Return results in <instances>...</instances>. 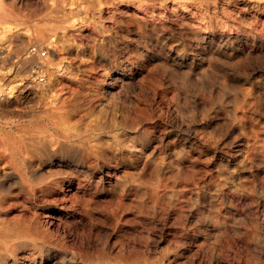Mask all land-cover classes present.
Returning <instances> with one entry per match:
<instances>
[{
    "label": "rangeland",
    "instance_id": "rangeland-1",
    "mask_svg": "<svg viewBox=\"0 0 264 264\" xmlns=\"http://www.w3.org/2000/svg\"><path fill=\"white\" fill-rule=\"evenodd\" d=\"M71 2L90 33L58 42L65 59L49 106L0 107V172L9 174L0 182V260L264 264V0H137L150 25L117 31L106 22L102 36L97 12ZM57 4L0 0V44L12 52L8 34L23 31L56 42L43 19ZM9 146L15 155L3 152ZM20 161L27 182L15 172ZM69 175L83 184H52Z\"/></svg>",
    "mask_w": 264,
    "mask_h": 264
},
{
    "label": "bare ground",
    "instance_id": "bare-ground-1",
    "mask_svg": "<svg viewBox=\"0 0 264 264\" xmlns=\"http://www.w3.org/2000/svg\"><path fill=\"white\" fill-rule=\"evenodd\" d=\"M21 1V0H20ZM24 1V0H23ZM137 0H85L89 7L93 9V11L97 12V17L92 19L94 23L95 31L99 34V36L104 35L107 31L106 22L112 25L111 29L120 30L122 25L125 24H138L143 21L146 24H149L147 16H141L142 13L146 9H143V5L136 2ZM31 2V1H30ZM67 0H58V4L56 7L50 9L47 14L44 16V21L53 25V30L55 31V35L57 37V41L54 43H50L48 37L45 36L42 32L35 29L34 36L30 35V32H17L8 34V39L15 43V47L12 52H8L6 49L8 47H3L0 44V107L6 110L9 109H24L28 112H37L47 106H49L48 98L49 93L51 92V88L54 83L58 81V76L56 75L57 70L60 66H62L65 57L63 56L62 49L58 46V42H62L65 40L68 35L72 36L74 39H84L89 35V31H87L88 27L86 24L79 22H75L76 19L73 18L77 15L84 13L83 10H78L77 12H73L66 8ZM36 3V1H35ZM74 3L71 2V4ZM76 4V3H74ZM154 4V3H153ZM24 5V4H23ZM30 5V4H29ZM157 6V4H155ZM154 5V6H155ZM178 5V4H177ZM76 6V5H75ZM148 6V5H147ZM161 6V5H160ZM159 6V7H160ZM173 6V5H172ZM182 6V4H181ZM77 7V6H76ZM145 7V6H144ZM175 7V6H174ZM169 8V6H168ZM171 8V7H170ZM177 8V7H176ZM11 9V8H10ZM158 9V8H157ZM161 9V8H160ZM163 9H165L163 7ZM175 9V8H173ZM162 10V9H161ZM182 10V9H181ZM14 12V11H13ZM17 12V11H16ZM154 12V11H153ZM159 12V11H158ZM157 12V14H159ZM163 12H165L163 10ZM173 13V11L171 10ZM151 13V11H150ZM149 13V14H150ZM169 13V12H168ZM175 13V12H174ZM183 13V12H182ZM153 14V13H151ZM162 14V13H161ZM166 14V12H165ZM181 14V13H180ZM188 14V13H187ZM75 15V16H74ZM175 15V14H174ZM185 15V14H184ZM193 15V14H192ZM155 16V15H154ZM157 16V15H156ZM166 16V15H165ZM182 16V15H181ZM191 16V15H190ZM6 15L4 13H0V19H4ZM158 17V16H157ZM160 17V16H159ZM171 17V16H168ZM176 17V16H175ZM185 17V16H184ZM183 17V18H184ZM80 18V17H79ZM87 18V17H86ZM151 19V18H150ZM159 19V18H158ZM164 19V18H163ZM180 19H182L180 17ZM191 19V18H190ZM157 20V19H156ZM154 20V21H156ZM187 20V19H186ZM189 21V19H188ZM192 21V20H191ZM15 22V21H14ZM179 22V21H178ZM160 26H162V22H160ZM174 23V22H173ZM199 23V22H198ZM196 24V23H195ZM194 25V23H193ZM194 25V26H198ZM155 26V25H154ZM157 26V25H156ZM92 27V26H91ZM110 27V26H108ZM172 27V26H171ZM120 28V29H119ZM239 28V27H238ZM237 28V29H238ZM49 29V28H48ZM253 29V28H251ZM250 29V31H251ZM6 29L0 28V32H6ZM26 30V29H25ZM29 30V29H28ZM52 30V29H49ZM204 30V29H203ZM225 30V29H224ZM232 30V29H230ZM14 31V30H13ZM241 31V30H240ZM264 31V30H263ZM11 32V31H10ZM261 32V31H260ZM240 33V32H239ZM133 34V33H132ZM259 34V33H258ZM207 35V34H206ZM254 35V34H253ZM53 36V35H52ZM3 37V36H2ZM52 38V37H51ZM232 38V37H231ZM170 40V39H169ZM81 42V41H80ZM168 42V41H167ZM12 43V42H11ZM121 44V43H120ZM201 44V43H200ZM199 44V45H200ZM14 46V45H13ZM203 46V45H202ZM210 50V49H208ZM89 51V50H88ZM71 52V51H70ZM73 53V52H72ZM201 53V52H200ZM172 54V53H171ZM246 55V54H245ZM67 56V55H66ZM75 56V54H74ZM68 57V56H67ZM79 57V56H78ZM71 58V57H70ZM81 58V57H79ZM221 58V57H220ZM76 60L72 65L75 67L77 71H79L82 67L78 64L79 59L74 58ZM198 60V59H197ZM185 61V60H184ZM209 62L212 63V59H209ZM217 63V62H216ZM141 64V63H140ZM209 64V63H208ZM112 67V66H111ZM237 67V65H236ZM55 68V69H54ZM133 68V67H132ZM62 70V69H61ZM102 77L109 76L110 71L106 68H103L101 71ZM134 72V71H133ZM113 74V73H112ZM117 74V73H116ZM98 75V74H97ZM114 75V74H113ZM177 75V74H176ZM140 76V75H139ZM116 77V76H115ZM92 79V78H91ZM111 80V79H110ZM186 80V79H184ZM107 81V80H106ZM8 82L12 84V87L6 89L3 87V83ZM112 82V81H111ZM133 84V82H131ZM58 86V85H57ZM187 87V86H186ZM58 89V88H57ZM54 90V89H53ZM58 91V90H57ZM56 91V92H57ZM65 91V90H64ZM106 92V91H105ZM87 93V92H86ZM110 93V92H109ZM260 93V92H259ZM53 94V93H52ZM51 94V95H52ZM58 94V92H57ZM56 94V95H57ZM85 94V93H84ZM261 94V93H260ZM259 94V95H260ZM89 95V94H88ZM108 95V94H107ZM262 95V94H261ZM57 97V96H56ZM262 98V97H260ZM51 100V99H50ZM105 101V100H104ZM260 103V102H259ZM20 109V110H21ZM83 110V109H82ZM84 111V110H83ZM226 113V112H224ZM25 116V115H24ZM60 116V115H59ZM126 116V115H125ZM59 118V117H58ZM24 121V120H23ZM45 121V120H44ZM160 121V120H159ZM225 121V119H224ZM7 122V121H6ZM25 122V121H24ZM161 122V121H160ZM151 123V122H150ZM152 124V123H151ZM210 125V124H208ZM26 126V125H25ZM71 126V125H70ZM69 126V127H70ZM175 126V125H174ZM205 126V125H204ZM8 127V126H7ZM203 127V126H202ZM194 131V130H193ZM91 133V132H90ZM109 133V132H108ZM114 133V132H113ZM96 134V133H95ZM133 134V133H132ZM90 135V134H89ZM181 135V133H180ZM179 135V136H180ZM185 135V134H184ZM87 136V135H86ZM95 136V135H94ZM98 136V135H97ZM182 136V135H181ZM227 136V135H226ZM259 136V135H258ZM212 137V136H211ZM195 138V137H194ZM78 139V138H77ZM80 142V141H79ZM254 142V141H253ZM36 144V142H34ZM33 143V145H34ZM197 143V142H196ZM231 143V142H230ZM201 144V143H200ZM237 144V143H236ZM260 144V142L258 143ZM9 145V144H7ZM231 145V144H230ZM32 146V144H31ZM35 146V145H34ZM41 146V145H40ZM82 146V145H81ZM180 147V146H179ZM222 147V146H221ZM1 148V147H0ZM29 148V147H28ZM191 148V147H190ZM256 148V147H255ZM258 148V147H257ZM67 149V148H66ZM186 149V148H185ZM192 149V148H191ZM28 150V149H27ZM68 150V149H67ZM190 150V149H189ZM259 150V149H258ZM9 151L11 154L15 155L16 152L9 146L3 152ZM151 152V151H150ZM7 153V152H6ZM52 153V152H51ZM3 153L0 152V158L3 157ZM55 155L54 153H52ZM68 156L71 158V155H65L64 153H59L60 158H65ZM219 156V155H218ZM252 157V156H250ZM202 158V157H201ZM215 160V159H214ZM8 161V160H7ZM218 161V159H217ZM114 162V161H113ZM234 162V161H233ZM71 164V162H70ZM15 172L17 171L20 174V178L23 182L29 181L28 175L26 174V170L28 168V164L25 161H20L15 164ZM51 165V164H50ZM56 165V164H55ZM181 165V164H180ZM201 165V164H200ZM228 165V164H227ZM224 166V165H223ZM30 167V166H29ZM228 167V166H226ZM189 169V168H188ZM225 169V168H224ZM119 170V169H118ZM3 171V170H2ZM69 171V170H68ZM99 171V170H98ZM105 171V170H104ZM151 172V171H150ZM207 172V171H206ZM1 173V172H0ZM55 174V173H54ZM109 174H111L109 172ZM206 174V173H205ZM213 175V174H212ZM48 176V175H47ZM112 177L115 175H111ZM9 178V174H0V182L1 180H6ZM86 178V177H85ZM223 178V177H222ZM66 179V180H65ZM126 179V178H125ZM224 179V178H223ZM123 180V179H122ZM9 181V180H8ZM15 181V180H14ZM32 181V180H31ZM13 182V181H12ZM89 182V181H87ZM228 182V181H227ZM226 182V183H227ZM6 183V182H5ZM69 184L73 185H82V180L79 177L73 178L69 176L56 178L52 184L54 186L59 184ZM100 184V181L94 182ZM216 183V181H215ZM225 183V184H226ZM33 184V183H32ZM15 185V183H14ZM228 185V184H227ZM67 186V185H66ZM111 186V185H110ZM188 186V185H187ZM246 186V185H245ZM258 186V185H257ZM38 188V187H37ZM71 188V187H70ZM69 188V189H70ZM73 188V187H72ZM3 190V189H2ZM6 191V190H5ZM42 191V190H41ZM69 191V190H68ZM59 192V191H58ZM211 192V191H210ZM76 194V192H75ZM54 195V194H53ZM63 195V194H62ZM79 195V194H78ZM198 195V194H197ZM52 196V195H51ZM74 196V195H73ZM37 197V196H36ZM35 197V198H36ZM60 197V196H59ZM160 197V196H159ZM2 198V197H1ZM57 198V197H56ZM83 198V197H82ZM106 198V196H105ZM141 198V197H140ZM199 198V197H198ZM58 199V198H57ZM61 199V198H60ZM103 199V198H102ZM180 199V198H179ZM240 199V198H239ZM14 200V199H13ZM16 201V199H15ZM29 201V200H28ZM97 201V200H96ZM120 201V200H119ZM31 202V201H30ZM70 202V201H69ZM72 202V201H71ZM80 202V201H79ZM168 202V201H167ZM166 202V203H167ZM27 203V202H26ZM63 203V202H62ZM85 203V202H84ZM42 204V203H41ZM71 204V203H70ZM133 204V203H132ZM222 204V203H221ZM204 205V204H203ZM23 206V205H22ZM30 206V205H28ZM39 206V205H38ZM37 206V207H38ZM41 206V205H40ZM148 206V205H147ZM162 206H165L162 204ZM27 207V206H26ZM70 207V206H69ZM166 207V206H165ZM3 208V207H2ZM21 208V207H20ZM41 208V207H40ZM181 208V207H180ZM188 208V207H187ZM27 209V208H26ZM60 209V208H59ZM86 209V207H85ZM185 209V208H184ZM198 209V208H197ZM208 209V208H207ZM56 210V209H55ZM180 210V209H179ZM168 210H166L167 212ZM37 212V211H35ZM43 212V211H42ZM54 212V211H53ZM52 212V213H53ZM59 212V210L55 211V213ZM150 212V211H149ZM180 212V211H179ZM200 211V213H202ZM208 212V211H207ZM223 212V211H222ZM60 213V212H59ZM57 213V215L59 214ZM72 213V212H71ZM84 213V212H83ZM189 213V212H188ZM161 214V213H160ZM5 215V214H4ZM51 215V214H50ZM19 216V215H17ZM27 216V215H26ZM42 216V214H41ZM177 216V215H176ZM211 216V215H210ZM20 217V216H19ZM90 218V216H88ZM188 217V216H187ZM28 218V217H27ZM53 218V217H52ZM64 218V217H63ZM168 218V217H167ZM178 218V217H177ZM185 218V217H184ZM213 220L216 222L219 219V212L217 209L213 211L212 215ZM223 218V217H222ZM264 218V217H263ZM12 219V218H11ZM72 219V218H71ZM74 219V218H73ZM77 219V218H76ZM171 219V218H170ZM194 219V218H193ZM3 220V219H2ZM1 220V221H2ZM54 220V219H53ZM187 220V219H186ZM222 221V219H220ZM227 220V219H226ZM30 221V220H29ZM57 221V220H56ZM190 221V220H189ZM196 221V220H195ZM225 221V220H224ZM229 221V220H228ZM11 222V221H9ZM49 222V221H48ZM51 222V221H50ZM197 223V222H196ZM231 223V222H230ZM233 223V222H232ZM55 224V223H54ZM57 224V223H56ZM55 224V225H56ZM117 224V223H116ZM115 224V225H116ZM214 224V223H213ZM48 227V226H47ZM63 227V226H62ZM73 227V226H72ZM121 227V225H120ZM231 227V226H230ZM239 227V226H238ZM264 232V224L259 226ZM55 228V227H54ZM59 228V227H58ZM69 228V227H68ZM237 228V227H236ZM70 229V228H69ZM8 230V229H7ZM14 230V229H13ZM65 230V229H64ZM172 231V230H171ZM36 232L42 236L47 237V232L40 226H36ZM84 232V231H83ZM9 233V231H8ZM16 233V232H15ZM18 233V232H17ZM50 233V232H49ZM211 233V232H210ZM1 234V233H0ZM70 234V233H69ZM77 234V233H76ZM80 234V233H78ZM84 234V233H83ZM196 234V233H195ZM55 235V234H54ZM215 235V234H214ZM236 235V234H235ZM27 237V236H26ZM4 238V237H3ZM29 238V237H28ZM202 238V237H201ZM257 242L261 239L260 237H254ZM203 239V238H202ZM7 240V239H6ZM195 240V239H194ZM201 241V240H200ZM210 241V240H209ZM203 242V241H202ZM211 243V242H210ZM238 243V242H237ZM261 243V242H260ZM206 244V243H205ZM240 244V243H239ZM198 245V244H197ZM201 246V245H200ZM212 246V244H211ZM3 247V246H2ZM175 247V246H174ZM185 247V246H184ZM193 247V245H192ZM195 247V246H194ZM202 247V246H201ZM178 248V247H177ZM6 249V248H5ZM59 249H62L61 247ZM261 249V248H260ZM75 250V249H74ZM199 250V249H198ZM206 250V248H205ZM236 250V249H235ZM78 251V250H76ZM189 251V250H188ZM229 251V250H228ZM238 251V250H237ZM247 251V250H246ZM196 252V251H195ZM254 252V251H253ZM8 253V252H7ZM65 253V252H64ZM83 253V252H82ZM255 253V252H254ZM42 254V253H41ZM235 254V253H234ZM242 254V253H241ZM74 255V254H73ZM216 255V254H215ZM232 255V253H231ZM235 256V255H234ZM196 257V256H195ZM230 257V256H228ZM189 258V257H188ZM236 258V257H235ZM11 259V258H10ZM135 259V258H134ZM8 260V259H7ZM231 260V259H230ZM234 260V259H233ZM237 260V259H235ZM42 261V260H41ZM221 261V260H220ZM22 262V261H21ZM61 262V261H60ZM187 262V261H186ZM36 263V262H35ZM58 263V262H57ZM88 263V262H87ZM0 264H4L3 260H0Z\"/></svg>",
    "mask_w": 264,
    "mask_h": 264
}]
</instances>
